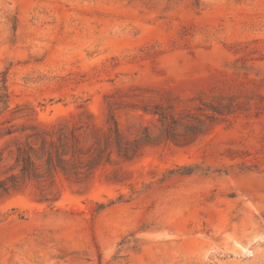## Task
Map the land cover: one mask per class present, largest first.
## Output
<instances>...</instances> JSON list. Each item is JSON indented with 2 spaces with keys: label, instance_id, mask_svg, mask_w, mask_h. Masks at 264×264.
Masks as SVG:
<instances>
[{
  "label": "rangeland",
  "instance_id": "1",
  "mask_svg": "<svg viewBox=\"0 0 264 264\" xmlns=\"http://www.w3.org/2000/svg\"><path fill=\"white\" fill-rule=\"evenodd\" d=\"M5 93L0 264H264V0H0Z\"/></svg>",
  "mask_w": 264,
  "mask_h": 264
},
{
  "label": "trees",
  "instance_id": "2",
  "mask_svg": "<svg viewBox=\"0 0 264 264\" xmlns=\"http://www.w3.org/2000/svg\"><path fill=\"white\" fill-rule=\"evenodd\" d=\"M4 83H6V79L4 80ZM4 89L6 91L5 87H4ZM8 95H9L8 93H5L0 97V103H2L5 106H7L6 104H8V102H9V96ZM22 161H23L22 173L29 175L32 171V166H33V162L31 160V157L26 155L22 158ZM59 161H61V160H59ZM57 167H59L60 169H63L62 166H60V164ZM191 173H193L191 170H189V171L187 170V172H185L186 175H189Z\"/></svg>",
  "mask_w": 264,
  "mask_h": 264
}]
</instances>
